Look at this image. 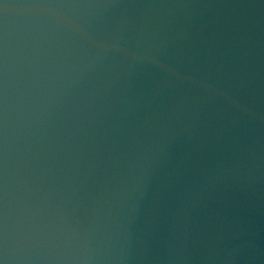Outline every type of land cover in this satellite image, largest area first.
Masks as SVG:
<instances>
[{
    "label": "water",
    "instance_id": "95a60500",
    "mask_svg": "<svg viewBox=\"0 0 264 264\" xmlns=\"http://www.w3.org/2000/svg\"><path fill=\"white\" fill-rule=\"evenodd\" d=\"M0 264H264V0H0Z\"/></svg>",
    "mask_w": 264,
    "mask_h": 264
}]
</instances>
